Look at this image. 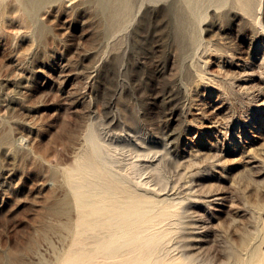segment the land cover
I'll return each mask as SVG.
<instances>
[{"label": "rangeland", "instance_id": "obj_1", "mask_svg": "<svg viewBox=\"0 0 264 264\" xmlns=\"http://www.w3.org/2000/svg\"><path fill=\"white\" fill-rule=\"evenodd\" d=\"M59 2L0 0V264H61L91 129L117 172L140 149L159 168L142 189L179 208L171 256H264V0H130L113 22Z\"/></svg>", "mask_w": 264, "mask_h": 264}, {"label": "bare ground", "instance_id": "obj_2", "mask_svg": "<svg viewBox=\"0 0 264 264\" xmlns=\"http://www.w3.org/2000/svg\"><path fill=\"white\" fill-rule=\"evenodd\" d=\"M95 1L97 9L113 22L130 0ZM73 3L76 0L64 2L67 7ZM244 3L251 8V0ZM98 136L94 129L89 131L87 147L66 170L76 229L61 264H187L181 255L170 254L173 231L167 225L180 214L178 206H159L153 195L148 196L142 189L151 187V181L143 178L145 171L150 168V176H155L159 168L154 163L141 162L139 158L148 153L140 149L126 171L117 172L109 159L112 150ZM259 246L251 247L249 259L240 251L234 252V264L262 263L264 256ZM243 249L249 246L244 243Z\"/></svg>", "mask_w": 264, "mask_h": 264}]
</instances>
